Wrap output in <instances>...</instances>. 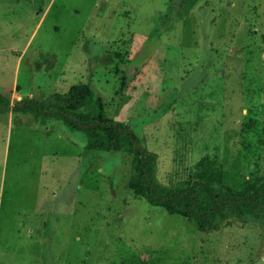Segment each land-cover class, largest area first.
<instances>
[{
  "label": "rangeland",
  "instance_id": "1",
  "mask_svg": "<svg viewBox=\"0 0 264 264\" xmlns=\"http://www.w3.org/2000/svg\"><path fill=\"white\" fill-rule=\"evenodd\" d=\"M89 81L159 156L160 183L196 180L204 158L231 181L264 176V0H0L12 104ZM86 142L0 115V264H264V223L198 233L129 191L128 155Z\"/></svg>",
  "mask_w": 264,
  "mask_h": 264
},
{
  "label": "trees",
  "instance_id": "2",
  "mask_svg": "<svg viewBox=\"0 0 264 264\" xmlns=\"http://www.w3.org/2000/svg\"><path fill=\"white\" fill-rule=\"evenodd\" d=\"M102 58L104 65L120 75V68L109 54ZM173 104L167 103L156 113L157 117L165 116ZM10 113L31 115L42 123L55 120L71 132L84 133L85 150L89 153L128 155L132 160L129 191L150 207L182 217L198 233L217 232L232 222L264 223V176L254 174L242 183L231 181L215 160L204 158L198 164L196 180L179 181L172 188L160 183L159 156L145 148L128 125L108 116L91 81L75 85L65 94L53 93L42 100L27 97L15 104L0 93V115Z\"/></svg>",
  "mask_w": 264,
  "mask_h": 264
}]
</instances>
